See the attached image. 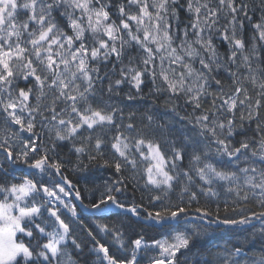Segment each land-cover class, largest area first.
<instances>
[{"label": "snow or ice", "instance_id": "snow-or-ice-1", "mask_svg": "<svg viewBox=\"0 0 264 264\" xmlns=\"http://www.w3.org/2000/svg\"><path fill=\"white\" fill-rule=\"evenodd\" d=\"M0 264H264V0H0Z\"/></svg>", "mask_w": 264, "mask_h": 264}, {"label": "trees", "instance_id": "trees-1", "mask_svg": "<svg viewBox=\"0 0 264 264\" xmlns=\"http://www.w3.org/2000/svg\"><path fill=\"white\" fill-rule=\"evenodd\" d=\"M69 176H70V178L75 179V176H73L71 173H69ZM137 195H139V194H137ZM76 203L78 204L79 202H76ZM86 216H89L90 217V219L88 221L89 223H103V222H106L103 218H100V217H91V214H87L86 213Z\"/></svg>", "mask_w": 264, "mask_h": 264}]
</instances>
